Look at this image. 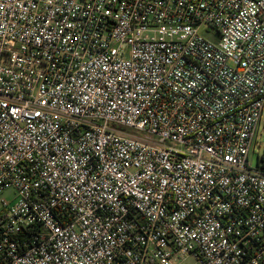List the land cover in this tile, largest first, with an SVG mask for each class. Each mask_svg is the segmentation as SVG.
I'll return each instance as SVG.
<instances>
[{
  "label": "built area",
  "instance_id": "built-area-1",
  "mask_svg": "<svg viewBox=\"0 0 264 264\" xmlns=\"http://www.w3.org/2000/svg\"><path fill=\"white\" fill-rule=\"evenodd\" d=\"M264 0H0V264H264Z\"/></svg>",
  "mask_w": 264,
  "mask_h": 264
},
{
  "label": "rangeland",
  "instance_id": "rangeland-1",
  "mask_svg": "<svg viewBox=\"0 0 264 264\" xmlns=\"http://www.w3.org/2000/svg\"><path fill=\"white\" fill-rule=\"evenodd\" d=\"M263 146H264V112L261 122L257 128L256 137L254 140L255 151L251 153L250 160L253 166H256V156L258 153L260 154L262 152ZM14 197H15V192L13 189H9L3 192L2 194H0V211L2 208L1 200L5 199L11 201L13 200Z\"/></svg>",
  "mask_w": 264,
  "mask_h": 264
}]
</instances>
